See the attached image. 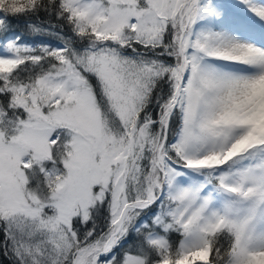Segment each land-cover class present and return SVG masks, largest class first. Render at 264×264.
Here are the masks:
<instances>
[{
    "label": "snow or ice",
    "instance_id": "1",
    "mask_svg": "<svg viewBox=\"0 0 264 264\" xmlns=\"http://www.w3.org/2000/svg\"><path fill=\"white\" fill-rule=\"evenodd\" d=\"M0 264H264V0H0Z\"/></svg>",
    "mask_w": 264,
    "mask_h": 264
},
{
    "label": "trees",
    "instance_id": "2",
    "mask_svg": "<svg viewBox=\"0 0 264 264\" xmlns=\"http://www.w3.org/2000/svg\"><path fill=\"white\" fill-rule=\"evenodd\" d=\"M22 29H23V25L20 26V30H22Z\"/></svg>",
    "mask_w": 264,
    "mask_h": 264
}]
</instances>
